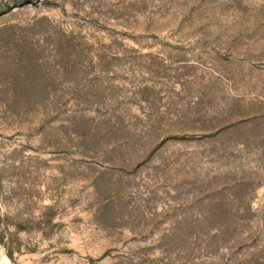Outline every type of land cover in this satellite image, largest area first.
I'll use <instances>...</instances> for the list:
<instances>
[{
    "label": "rangeland",
    "instance_id": "rangeland-1",
    "mask_svg": "<svg viewBox=\"0 0 264 264\" xmlns=\"http://www.w3.org/2000/svg\"><path fill=\"white\" fill-rule=\"evenodd\" d=\"M0 264H264V0H0Z\"/></svg>",
    "mask_w": 264,
    "mask_h": 264
}]
</instances>
